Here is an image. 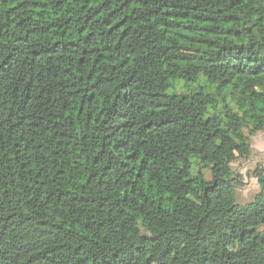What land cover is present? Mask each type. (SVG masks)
Listing matches in <instances>:
<instances>
[{"label":"trees","instance_id":"1","mask_svg":"<svg viewBox=\"0 0 264 264\" xmlns=\"http://www.w3.org/2000/svg\"><path fill=\"white\" fill-rule=\"evenodd\" d=\"M261 133L264 0H0V264H264Z\"/></svg>","mask_w":264,"mask_h":264},{"label":"rangeland","instance_id":"2","mask_svg":"<svg viewBox=\"0 0 264 264\" xmlns=\"http://www.w3.org/2000/svg\"><path fill=\"white\" fill-rule=\"evenodd\" d=\"M252 146L254 149L253 158L240 167L236 165V168L239 167V172L244 176L246 182L245 187L238 194V203L242 205L252 201L260 189L257 179L253 178L250 173L257 165L264 167V133L253 139Z\"/></svg>","mask_w":264,"mask_h":264},{"label":"crops","instance_id":"3","mask_svg":"<svg viewBox=\"0 0 264 264\" xmlns=\"http://www.w3.org/2000/svg\"><path fill=\"white\" fill-rule=\"evenodd\" d=\"M258 135H259V134H258ZM258 135H257V136H258ZM260 135H261V134H260ZM254 138H255V137H254ZM254 138H253V139H254Z\"/></svg>","mask_w":264,"mask_h":264}]
</instances>
